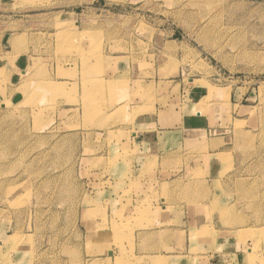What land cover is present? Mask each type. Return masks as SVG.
I'll return each instance as SVG.
<instances>
[{
    "label": "rangeland",
    "instance_id": "1",
    "mask_svg": "<svg viewBox=\"0 0 264 264\" xmlns=\"http://www.w3.org/2000/svg\"><path fill=\"white\" fill-rule=\"evenodd\" d=\"M0 264H264V0H0Z\"/></svg>",
    "mask_w": 264,
    "mask_h": 264
},
{
    "label": "crops",
    "instance_id": "2",
    "mask_svg": "<svg viewBox=\"0 0 264 264\" xmlns=\"http://www.w3.org/2000/svg\"><path fill=\"white\" fill-rule=\"evenodd\" d=\"M176 113H179L177 110L175 111V115L173 118H180L178 117V115ZM184 121L182 122V124L180 123H175V128L177 129V131H173L170 134L164 135V133H162L161 130V126L159 123V119L156 121V126H154V129H157V132L159 133H153L151 135H147V136H136L137 139L136 144H139V148L137 149V153H136V157L140 158V159H147V158H157L159 160H157V164L159 165L158 168V173L164 171V167L162 166V159L165 158V156L168 155H178V157H185V155L187 154V147L189 148V146H191L192 144L196 143H203L204 141L207 142H215V144H220L219 147H216L215 149H209L207 150V152L205 154H202V156H205L207 154V156H216L218 154H222L224 152L227 151V146H228V139L227 137H224L223 135H211V133H207L206 136L203 135V129H211V127L209 125H207L205 122L204 124H202L201 126H199V129H197V131H200L201 133L199 134V138L197 137H189L190 135L186 134V125L183 124ZM174 129V130H176ZM214 131L216 129H213ZM211 130V131H213ZM134 147V146H133ZM226 147L227 149L225 150ZM216 166V165H215ZM217 167V166H216ZM136 168V167H135ZM133 167V173L136 174V177H138V175L140 173H142L144 170L146 171L145 167H137L135 169ZM171 169V168H170ZM166 170V171H171V170ZM213 168L211 167L210 171H212ZM185 171V169H184ZM183 171V172H184ZM144 188L148 189L150 187L149 182H148V177H146V179L144 180ZM210 186H211V182H210ZM134 205V204H133ZM139 231V230H138ZM136 234H138L137 232H135ZM147 234V237H152L153 233L147 230H142L140 234ZM135 234V235H136Z\"/></svg>",
    "mask_w": 264,
    "mask_h": 264
},
{
    "label": "bare ground",
    "instance_id": "3",
    "mask_svg": "<svg viewBox=\"0 0 264 264\" xmlns=\"http://www.w3.org/2000/svg\"><path fill=\"white\" fill-rule=\"evenodd\" d=\"M113 221H114V220H113ZM113 221H112V224H111L112 226H113ZM114 224H115V223H114ZM116 226H117V225H116ZM112 228L115 229V228H117V227H115V228L112 227ZM258 236H260V235H258ZM261 237L263 238L262 235H261ZM14 238L16 239V237H13V240H15ZM11 239H12V238H11ZM16 240H17V239H16ZM11 242H13V241H11ZM14 247H16V246H14ZM11 248H12V247H11ZM13 250H14V248H13ZM10 251H11V250H10ZM248 256H252V255L248 254Z\"/></svg>",
    "mask_w": 264,
    "mask_h": 264
}]
</instances>
